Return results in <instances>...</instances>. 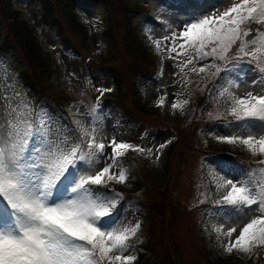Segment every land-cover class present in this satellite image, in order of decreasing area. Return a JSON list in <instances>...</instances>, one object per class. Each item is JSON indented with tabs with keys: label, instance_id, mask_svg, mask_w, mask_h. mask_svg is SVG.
Wrapping results in <instances>:
<instances>
[{
	"label": "rangeland",
	"instance_id": "rangeland-1",
	"mask_svg": "<svg viewBox=\"0 0 264 264\" xmlns=\"http://www.w3.org/2000/svg\"><path fill=\"white\" fill-rule=\"evenodd\" d=\"M41 1L0 0V42L3 37H9L6 52L0 55V124L10 119L8 113L16 109L27 112L29 120L48 129V138L56 143L65 137L69 145L76 142L79 121L85 127L97 128L98 142L102 140L108 145L115 138L117 142L144 148L145 152L135 153L138 157L136 166L144 185L139 192L140 202L121 200L113 226L121 228L140 223L142 216L139 212L142 210L149 214L153 226L152 256L156 264H207L205 250L209 248V243L204 242H208L206 238L209 237L203 236L205 233L200 230V225L212 228L223 225L226 231L229 227L242 226L258 214L253 206V210L242 219L231 220L222 218L214 209L208 207L206 210L205 205L212 197L210 184L216 188L213 177L233 179L234 182L243 180L245 173L258 170L257 161L264 159L260 155L253 156L239 143L234 144L239 147L242 158L237 153L222 149L212 153V149L206 146L208 138L215 140L219 146H225L229 142L218 137L264 135V130L243 131L234 127L230 123L229 104L219 93L224 87H229L228 81L236 79L237 75L241 78L239 87L230 88L237 95L243 96L248 91L258 94L259 86L252 84L254 73L248 71L247 64L240 66L244 71L222 72L219 77L210 75L214 68L209 69V74L192 73L190 68L193 65L181 73L177 64L185 57L172 60L167 58L166 51H155L159 59L154 69L151 62L142 60L140 48L132 46L127 37L126 24L129 23L128 18L132 27L137 22L151 46L150 36L161 39L164 48L162 37L170 35L173 30H181L184 17H202L223 11L232 0H168L166 6L155 10H149V0H78L75 6L78 21L87 28L90 37L86 44L83 35L74 29L72 19L62 11L58 0H52L54 10L48 17L51 24L48 25L42 17ZM11 14H18L31 26L42 48V55L51 65L41 70L48 95L36 105L28 89L17 79V69L30 71L31 62L27 61L16 42L12 20L8 18ZM110 27L112 35H108L107 31ZM168 44L170 46V41ZM205 63L211 64L212 59L197 60L194 66L199 68ZM116 73L122 77L121 84L114 81L113 74ZM137 73L140 74L137 76ZM137 77L140 78L138 81L145 83L143 89L147 93V106L144 111L131 102L132 82ZM212 86L219 93L218 99L210 102L208 92L213 90ZM99 89L110 91L101 94ZM118 91L120 98L114 102ZM161 96L166 97L165 104L158 106ZM107 99L110 101L104 104ZM177 100H188L189 103L182 109L174 110L171 104ZM109 105L124 112V117L132 118V122L127 126L120 122L118 114L110 116ZM94 106H97L95 112L92 111ZM135 124L137 126L132 131L130 127ZM172 144H175V149L170 155ZM110 154L111 148H106L101 165ZM145 157L149 158L153 173L162 170L166 164L170 165V178L162 183L154 182L145 167ZM120 166L128 170L123 160ZM96 170L98 167L92 169L93 172ZM201 200L205 202L200 203ZM172 212L175 216L171 224ZM221 240H226V237L221 236ZM220 250L225 257L233 255ZM129 253L137 257L134 246ZM234 255L240 262L249 259L242 254Z\"/></svg>",
	"mask_w": 264,
	"mask_h": 264
},
{
	"label": "snow or ice",
	"instance_id": "snow-or-ice-1",
	"mask_svg": "<svg viewBox=\"0 0 264 264\" xmlns=\"http://www.w3.org/2000/svg\"><path fill=\"white\" fill-rule=\"evenodd\" d=\"M181 25V30L162 37L164 48L161 39L150 36L155 51H166L172 60L185 57L177 64L181 73L193 65L192 73L209 74L214 68L210 75L219 77L222 72L244 71L240 66L247 64L254 73L252 84L260 92L239 96L231 91L239 87L237 75L219 96L229 104L234 127L264 130V0H232L223 11L189 15ZM207 58L211 64L194 66ZM99 91L103 94L110 89ZM165 100L161 96L158 106ZM188 103L177 100L171 107L182 109ZM8 115L11 118L0 124V264H134L137 257L129 253L130 241L137 237L141 224L113 226L123 196L114 190L109 195L108 187L129 179L128 170L120 166L126 152L143 153L145 149L115 138L108 145L98 142L97 128L79 121L76 142L69 145L65 137L56 143L48 138V129L27 118V112L12 109ZM218 139L239 143L253 156L264 157V135ZM109 147L111 154L101 165ZM257 164L258 170L245 173L243 180L213 177L218 196L213 203L222 218L242 219L255 206L258 214L242 226L226 231L223 225L213 228L225 253L242 254L249 260L264 258V159Z\"/></svg>",
	"mask_w": 264,
	"mask_h": 264
},
{
	"label": "trees",
	"instance_id": "trees-1",
	"mask_svg": "<svg viewBox=\"0 0 264 264\" xmlns=\"http://www.w3.org/2000/svg\"><path fill=\"white\" fill-rule=\"evenodd\" d=\"M58 0V4H61L62 11L72 19V25L75 30H77L79 33H81L82 39L84 40V44L88 43L90 37L89 32L87 31V28L78 21L77 12L75 10L76 2L78 0ZM168 0H149L151 3L149 6V10H155L156 8H160V6H164L167 4ZM42 7H43V19L48 25L50 24V21H48V17L52 14L54 10V3L52 0H42ZM157 4V5H155ZM151 8V9H150ZM137 10V9H136ZM17 13V12H16ZM8 18L12 20L11 26L13 33L16 38L17 44L21 48V52L24 55V57L31 62L30 71L20 68L18 70V76L17 79L22 82V85L28 89V94L33 100L34 104L41 102L45 97H47L46 93V85L43 82L42 76L44 75L41 73V70H46L47 68H50V63L47 60L46 57L42 55V48L39 45V42L36 38V35L34 34L31 26L27 24V22H24L20 19L18 14H11ZM127 21L129 22L126 24V31H127V37L130 39V42H132V46L137 45L138 48H140L141 52V58L144 62H151L156 68L157 62H158V55H155V49L151 44L148 42L147 37L145 34H143L140 27H138V23L136 22V25L132 27V22L128 18ZM59 23V22H58ZM23 24V25H21ZM129 28V29H128ZM128 29V30H127ZM112 35V29L111 27L107 30ZM113 39V37H112ZM7 40H9V37L7 36L6 39L4 37L2 38L0 42V55L2 52H6V44ZM65 42V40H64ZM67 45V44H66ZM68 46V45H67ZM8 47V46H7ZM135 49V47H133ZM4 56V55H3ZM2 57V56H0ZM40 69V70H38ZM153 69V70H154ZM49 70V69H48ZM32 71V73H31ZM36 71V72H35ZM33 74V75H32ZM140 73H137V76ZM142 74V72H141ZM113 78L115 83L121 84L122 77L119 73L113 74ZM140 78H136L132 82L131 87V102L133 106H137L141 110H145L147 106V93L146 90H144L145 83L140 80ZM39 85V86H38ZM211 92H208L209 95V101L212 102L215 99H218V93L219 91L217 88L212 86ZM120 92L118 91L117 96L115 97L114 102H117V99L120 97ZM118 97V98H117ZM108 103L110 99L105 100L104 104ZM109 114L110 116L119 115L120 122L129 125L132 122V118L124 117V112H121V110H117V108L114 105H109ZM130 115V114H129ZM136 124L132 128V131L135 130ZM195 130V129H194ZM206 146L212 149V153H217L218 149L226 150L228 152L237 153L241 156V153L238 152L239 147H237L234 143H228L225 146H219V144L213 140L212 138H208ZM175 144H172L170 147V155L174 151ZM135 151L129 150L126 152V155L124 156L123 163L128 168L129 173V179L124 184H116L115 182H111L108 187V194L111 195L113 190L120 193L123 196V201L129 200L131 202H140L139 199V192L143 188V179L137 169L136 162L137 156L135 154ZM144 164L147 168V172L149 173L150 178L156 182V183H162L163 181H167V178L170 174V165L166 164L162 170L158 172H152L151 165L149 164V158H144ZM210 189L212 192V197L208 199V203L205 205L206 210L214 209L215 212H218L217 206L213 203V201L216 199V188L210 184ZM209 207V208H208ZM153 208V207H152ZM139 214H141V228L139 233L137 234V237L132 239L130 243L136 248L137 250V259L134 262V264H156L153 261L152 256V235H153V226H151L150 223V216L147 213H143L142 210H140ZM175 215L173 212L171 213V217L169 221L172 224V218ZM203 229L202 227H205ZM202 226L200 225L199 228L202 233H205L203 236L209 237L206 238L208 242H204L205 244L209 243V248H205L206 257H207V264H264V258H255L252 260H247L244 262H240L239 258L236 255H232L230 257H225L222 251L220 250V247L217 245L216 240V233L213 231L212 227H209L207 225Z\"/></svg>",
	"mask_w": 264,
	"mask_h": 264
}]
</instances>
